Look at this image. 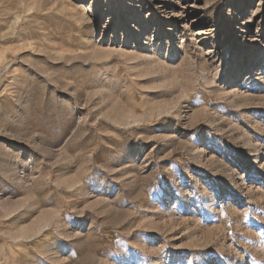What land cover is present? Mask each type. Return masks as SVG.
Instances as JSON below:
<instances>
[{
    "label": "rangeland",
    "instance_id": "obj_1",
    "mask_svg": "<svg viewBox=\"0 0 264 264\" xmlns=\"http://www.w3.org/2000/svg\"><path fill=\"white\" fill-rule=\"evenodd\" d=\"M0 264H264V0H0Z\"/></svg>",
    "mask_w": 264,
    "mask_h": 264
}]
</instances>
